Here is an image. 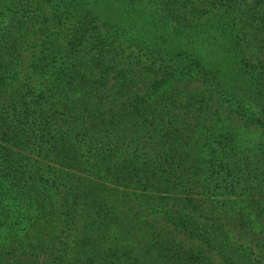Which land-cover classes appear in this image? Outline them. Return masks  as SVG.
Returning <instances> with one entry per match:
<instances>
[{
	"label": "trees",
	"instance_id": "trees-1",
	"mask_svg": "<svg viewBox=\"0 0 264 264\" xmlns=\"http://www.w3.org/2000/svg\"><path fill=\"white\" fill-rule=\"evenodd\" d=\"M0 264H264V0H0Z\"/></svg>",
	"mask_w": 264,
	"mask_h": 264
}]
</instances>
